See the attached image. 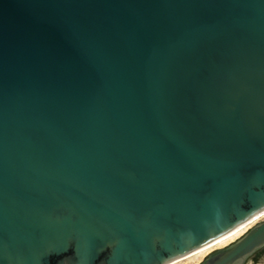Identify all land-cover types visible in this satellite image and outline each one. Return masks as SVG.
<instances>
[{"label":"water","instance_id":"water-1","mask_svg":"<svg viewBox=\"0 0 264 264\" xmlns=\"http://www.w3.org/2000/svg\"><path fill=\"white\" fill-rule=\"evenodd\" d=\"M262 213L264 0H0V264H173Z\"/></svg>","mask_w":264,"mask_h":264},{"label":"bare ground","instance_id":"bare-ground-1","mask_svg":"<svg viewBox=\"0 0 264 264\" xmlns=\"http://www.w3.org/2000/svg\"><path fill=\"white\" fill-rule=\"evenodd\" d=\"M263 218H264V213H262L261 215H259L255 219L249 221L241 231L233 234L232 236L228 237L227 239L219 240L216 242H211L210 244L204 246L203 248H201V249L191 253L190 255L186 256L185 258L177 260L173 264H180V263H183L185 261H188L190 263L196 258H197V260L199 257L201 258V255H203L205 257L213 249H219V248H223V247L227 246L228 244L232 243L235 239H237V237H240L245 232H247L252 227V225L256 224L258 221H260Z\"/></svg>","mask_w":264,"mask_h":264},{"label":"flooded vegetation","instance_id":"flooded-vegetation-1","mask_svg":"<svg viewBox=\"0 0 264 264\" xmlns=\"http://www.w3.org/2000/svg\"><path fill=\"white\" fill-rule=\"evenodd\" d=\"M240 239V238H239ZM238 240V239H237ZM236 240V241H237ZM236 241H234L233 243L229 244L228 246L224 247V248H220V249H213L208 255H206L204 258H202L201 260H199L198 264H205V262H207L209 259H211L212 257L216 256L217 254H219L221 251L229 248L232 244H234ZM264 257V246H262L261 248L255 250L251 255H249L243 263H236V264H258V262Z\"/></svg>","mask_w":264,"mask_h":264},{"label":"rangeland","instance_id":"rangeland-1","mask_svg":"<svg viewBox=\"0 0 264 264\" xmlns=\"http://www.w3.org/2000/svg\"><path fill=\"white\" fill-rule=\"evenodd\" d=\"M263 220H264V218L261 219L260 221H258L256 224H258L259 222H261V221H263ZM256 224L252 225V227H254ZM252 227H251V228H252ZM251 228H250V229H251ZM250 229H249V230H250ZM249 230H248V231H249ZM248 231H247V232H248ZM245 233H246V232H245ZM245 233H244V234H245ZM244 234H243V235H244ZM243 235H241L240 237H237V239L241 238ZM237 239H235L234 241H236ZM234 241H233V242H234ZM233 242H232V243H233ZM230 244H231V243H230ZM228 245H229V244H228ZM228 245H227V246H228ZM225 247H226V246H225ZM223 248H224V247H223ZM219 249H220V248H219ZM202 258H204L203 255H201V258L199 257L198 260H197V258H196V259H194V260H193L192 262H190V263H189L188 261H185V262L180 263V264H198L199 260H201ZM195 260H196V261H195ZM250 264H251V263H250ZM258 264H264V257L258 262Z\"/></svg>","mask_w":264,"mask_h":264}]
</instances>
